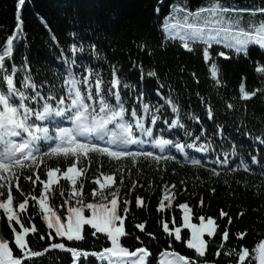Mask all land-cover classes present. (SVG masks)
Masks as SVG:
<instances>
[{
    "label": "snow or ice",
    "instance_id": "1",
    "mask_svg": "<svg viewBox=\"0 0 264 264\" xmlns=\"http://www.w3.org/2000/svg\"><path fill=\"white\" fill-rule=\"evenodd\" d=\"M163 0H158V6L154 9L156 14L161 11L160 4ZM26 0H17L15 12V28L11 35L6 37L5 43L0 46V210L6 216L8 225L13 233V240L0 235V264H39L46 254L53 250H59L70 254L73 264H83L81 257L85 260L89 257H97L102 264H148V257L151 251L147 245L140 241V237L135 239L142 246L134 250L125 247L121 240L130 235L125 228L132 203L127 197L120 199L119 189H113L111 185L116 183L113 175H104L103 181L97 176L95 183L99 189L93 188L90 192L91 201L83 194L84 181L87 169L77 164L82 159H87L91 164L93 154L104 156L120 161L131 159L136 163L138 158H152L155 161L176 160L172 155L173 149L177 153H182L184 160L193 166H203L201 160L191 158L187 149H196L199 152L215 151L212 137H220L221 142L228 139L225 135L223 123H216L217 116L210 100L204 96H199L201 103L205 106V117L212 121L215 131L208 134V130L203 127L199 115L193 113H183L182 106L178 102V97L174 96L173 89L168 86V94L164 98V105H152L145 99L146 92L140 89L134 95V103L129 107L124 99L121 89H129L132 86L122 82L118 75L119 69L116 65H110L111 79L105 81L100 70L84 63L83 60L77 63V58L86 51L85 43L79 39L77 33L69 35L74 37L67 50L60 49V59L64 61L66 67L62 75V83L59 90L55 86L49 85L45 90V84L37 85L32 76L31 66L28 58L22 59L20 67H17L13 59L14 44L24 35L22 19V9ZM247 14L252 17L245 23L243 17ZM264 16V8L238 9L228 7L222 0H209L206 7H200L196 11H188L187 8L175 9L171 15L166 16L163 21V30L166 38L171 40L179 39L182 47L186 51H193V45L202 43L203 59L206 63L211 61L209 67L210 77L213 87L222 86L221 68L213 60L210 49L214 44H220L225 49L231 50L236 56L241 54L247 59L250 45H258L264 51V19L256 20L255 16ZM41 24L48 29L51 39L59 46L55 34L49 27V23L37 14ZM141 51L153 52L149 49L147 42L137 45ZM163 48V46H162ZM90 55L100 58L99 50L95 44L87 45ZM216 55L224 60H231L232 56L226 51H219ZM8 61H12L11 64ZM133 67L138 68L141 73V80L145 76L143 64L133 62ZM74 68L82 69L79 74ZM258 74H264V65L255 68ZM17 73H21L19 79L20 87H17ZM148 77L158 81L156 95L160 96L165 84L159 83L160 77L155 69H149L146 73ZM193 80L199 84L196 73H191ZM240 99L248 101L258 94L264 95V88H256L251 91L245 88L244 83L240 85ZM233 100L236 98L233 97ZM168 106L171 109L173 119H163L166 128H160L158 121L162 118L161 109ZM235 105L226 102V108L231 110ZM192 120L200 125L199 135H193L184 123V118ZM64 122H68L67 125ZM182 130L185 137L192 138V142H181L176 136V131ZM250 135V134H249ZM259 144L264 145V133L253 137ZM203 140V142H201ZM144 144H150L155 151H145ZM131 146H137L133 151ZM220 147H223L221 143ZM231 152L224 151L217 154L214 164L220 167H227L230 156H237V145H230ZM46 149V150H44ZM167 153V155L165 154ZM63 157L65 161L71 158L72 162L62 170L59 166L50 167L46 159ZM252 164L261 163L257 156H251ZM44 165L46 178L41 179L40 166ZM264 168V164H261ZM32 169L33 175L26 176L25 179L31 181L34 188L37 182L42 186L38 195H26L20 190L18 183L19 173L23 169ZM238 168L245 171L250 170V164L244 160L240 161ZM236 169H232L235 171ZM211 175L219 177L220 172L213 167ZM70 182L71 191L67 198L58 206L63 209L59 213L58 209L49 203L53 186H59L60 179ZM13 180L16 181V189L21 192L24 199L14 207V195L12 192ZM79 181V183H78ZM120 183H123L121 178ZM227 183V181H225ZM136 187L133 184V189ZM172 187H175L174 185ZM6 190V192H5ZM59 195L64 197L63 187H59ZM213 193L215 189H212ZM174 198L168 195L165 186L164 197L158 205V210L163 211L166 206H171ZM38 206L39 212L48 231L40 233L35 223H25L22 214L27 212L29 200ZM74 201V203H73ZM165 201H169L168 205ZM203 198L200 205L203 206ZM138 206H143V198H137ZM183 210V223L181 226L170 228L169 224L176 225V218L171 221L162 220L161 226L165 233L174 237L175 241H181L182 228L190 230V238L186 240V246L195 250L197 260L205 257L208 241L204 239L205 234L209 238L217 235L220 225L213 217L200 215L198 223L192 222L191 208L187 203L179 204ZM87 213V214H86ZM243 215V212L240 213ZM228 217V225L232 219L223 209L220 211V218ZM29 221L32 216H27ZM145 222L134 224V227L141 232L145 231ZM85 226L89 227L91 237L103 234L110 241V246L101 250H88L79 247H72L68 242H80L86 239L84 235ZM38 235L40 240L50 241L42 249H34L27 237L29 234ZM155 239L153 233H147ZM239 239H243L246 233H237ZM223 242L229 239L228 227L225 226L220 231ZM57 238H60L57 240ZM218 247H223V244ZM15 249V251H14ZM255 255L252 259L258 264H264V240L255 244L253 249ZM227 255L232 256L234 250H229ZM161 255L172 257L166 264H197V260L180 255L175 251H164ZM216 256L220 255L217 251ZM238 256V264H245L249 258V249L243 247ZM204 264H207L205 261ZM249 264L251 262L249 261Z\"/></svg>",
    "mask_w": 264,
    "mask_h": 264
},
{
    "label": "trees",
    "instance_id": "2",
    "mask_svg": "<svg viewBox=\"0 0 264 264\" xmlns=\"http://www.w3.org/2000/svg\"><path fill=\"white\" fill-rule=\"evenodd\" d=\"M16 2L17 0H0V46L14 31ZM222 3L238 9L264 8V0H222ZM208 4L209 0H163L159 5L161 11L156 14L154 9L158 6V0H26L22 9L24 35L14 44L13 59L17 67H20L22 59L27 57L35 83L37 85L44 83L45 90L49 85L59 90L62 75L66 74L64 73L66 65L59 58L60 49L67 50L75 39L69 34L75 32L86 47V51L78 56L77 63L83 60L86 64H92L100 70L105 81L111 79L110 65H116L122 82L132 86L129 89H121L128 105L134 103V95L140 89L145 90V99L152 105H164V98L170 85L174 96L178 97L182 112L199 115L203 127L208 130L210 136L215 127L212 121L206 119L205 106L197 93L210 100L216 112V123H223L225 126V135L228 139L221 142L220 137H212L215 151H210L209 162L205 163L203 160L202 167L193 166L179 155H175V161H155L150 157H141L133 163L131 159L117 161L106 155L93 154L91 164L87 159H82L77 164L78 168L83 166L87 169L81 179L84 181L83 194L88 201L92 199L91 190L99 189V185L94 181L101 173L114 176L116 183L111 187L119 189L121 200L127 197L132 201L129 205V215L125 220V228L130 235L123 237L121 242L125 247L134 250L142 246L135 239L139 236L140 241H143L151 251L148 264H163L164 256L161 253L164 251H175L197 260L195 250L186 246L190 230L182 228L181 241H175L174 237L165 233L161 226L162 220L171 221L173 216L176 218V225L170 223V228L182 225L183 210L179 208V204L183 203H187L191 208L193 223H198V217L204 215L213 217L220 225L216 236L209 238L207 234L205 235L204 239L208 241L207 251L205 257L197 260V264H204L205 261L207 264H238L236 253H240L243 247H247L250 254L245 264H249V261L251 264H258V261L252 259L255 255L253 249L256 243L264 240V168L261 167V164H264V145L253 139L264 133V95L258 94L251 100L242 101L239 91L241 83H244L249 91L264 88V74L255 72L258 65H264V51H261L258 45H250L246 59L242 54L236 56L223 46L213 45L210 52L213 60L221 68L223 82L222 86L214 88L209 73L211 61L206 63L202 55L204 45L198 43L192 46L193 51H186L179 39L169 41L163 30L164 18L172 14L173 8L196 11ZM37 14L48 21L59 46L51 39L48 29L41 24ZM243 19L247 23L252 17L245 14ZM255 19L262 20L264 16L256 15ZM141 42H147L153 52L152 55L137 47ZM89 44L97 46L99 59L90 55L87 50ZM219 51H226L232 59L224 60L218 57L216 53ZM133 62L143 64L145 70L143 81L139 69L133 67ZM8 63L11 64L12 61ZM149 69H155L160 77L159 83L165 84L160 96L156 95L158 81L146 75ZM73 70L77 72L82 69ZM193 72L196 73L199 84L193 80L191 75ZM21 75L17 73V87H20ZM233 97L236 99L233 100ZM226 102L233 103L235 107L227 109ZM161 113L168 119L173 117L168 106L163 107ZM184 123L194 135L200 134L201 127L196 122L185 117ZM175 134L185 140L182 130L176 131ZM221 143L223 147H220ZM232 144L237 145L238 155L230 156L227 167L222 168L214 164L217 154H221L222 158L224 151L231 152ZM253 155L257 156L261 163L252 164ZM45 159L50 167L59 166L62 170L72 162L71 158L65 161L63 157ZM241 160L250 164L249 171L238 168ZM213 167L220 172L219 177L211 175L209 170ZM33 171L25 168L19 173L20 190L29 196L38 195L42 188L39 182L34 188L32 182L25 179L26 176L33 175ZM39 172L41 179H45L44 165L40 166ZM100 179L103 181V176H100ZM133 184L136 185L134 189ZM15 185L16 181L13 180L14 207L24 199ZM173 185L175 187H172ZM165 186L168 195L173 197L174 194V198L170 207L166 206L160 211L158 205L164 197ZM59 187H63L64 197L59 195ZM212 189H215L214 193ZM69 191L70 182L61 178L59 186L52 188L50 205L58 209ZM138 197L143 198V206H138ZM201 198L204 201L203 206L200 205ZM168 203L169 201H165L166 205ZM222 209L231 217V225H228V217L220 218ZM38 212V206L30 199L27 212L22 216L25 217L26 224L35 223L40 233L44 234L48 229L42 217L36 214ZM58 212L62 214L63 209H58ZM241 212L243 215H240ZM29 215L32 216L31 221L27 219ZM145 221L144 232L134 227V224ZM225 226L228 227L229 239L223 242L220 231ZM149 232L153 233L155 239L147 235ZM237 233L246 235L239 239ZM0 235L10 242L13 240V233L2 210ZM84 235L86 237L84 241L68 242V245L96 251L110 246V241L103 234L91 237L88 226L84 228ZM27 239L37 250L46 247L50 242L40 240L38 235L31 233ZM221 244L223 247H218ZM229 250H234L232 256L226 254ZM217 251L220 252L219 256L215 255ZM81 261L83 264H102L97 257H89L87 260L81 257ZM39 264H73V258L66 252L53 250L46 254Z\"/></svg>",
    "mask_w": 264,
    "mask_h": 264
},
{
    "label": "rangeland",
    "instance_id": "3",
    "mask_svg": "<svg viewBox=\"0 0 264 264\" xmlns=\"http://www.w3.org/2000/svg\"><path fill=\"white\" fill-rule=\"evenodd\" d=\"M256 20H258V19H256ZM214 45H217V46H222V45H220V44H214ZM172 203V202H171ZM87 214V213H86ZM194 223H196V222H194ZM206 235V234H205ZM173 258L172 257H163L162 258V263L163 264H166V262H168V261H170V260H172Z\"/></svg>",
    "mask_w": 264,
    "mask_h": 264
}]
</instances>
